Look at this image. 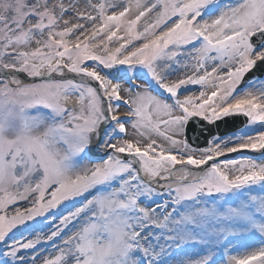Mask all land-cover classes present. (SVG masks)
<instances>
[{
    "label": "snow or ice",
    "instance_id": "1",
    "mask_svg": "<svg viewBox=\"0 0 264 264\" xmlns=\"http://www.w3.org/2000/svg\"><path fill=\"white\" fill-rule=\"evenodd\" d=\"M0 264H264V0H0Z\"/></svg>",
    "mask_w": 264,
    "mask_h": 264
},
{
    "label": "water",
    "instance_id": "2",
    "mask_svg": "<svg viewBox=\"0 0 264 264\" xmlns=\"http://www.w3.org/2000/svg\"><path fill=\"white\" fill-rule=\"evenodd\" d=\"M221 130V128H219V131ZM188 135H189V139L190 141L193 140L194 137L197 136H201V137H205L207 139V132H202L201 128L198 126L197 123H191L189 125V130H188Z\"/></svg>",
    "mask_w": 264,
    "mask_h": 264
},
{
    "label": "rangeland",
    "instance_id": "3",
    "mask_svg": "<svg viewBox=\"0 0 264 264\" xmlns=\"http://www.w3.org/2000/svg\"><path fill=\"white\" fill-rule=\"evenodd\" d=\"M192 91H196L197 90V86H190ZM75 101V99H73ZM21 207H23V203L21 204Z\"/></svg>",
    "mask_w": 264,
    "mask_h": 264
}]
</instances>
